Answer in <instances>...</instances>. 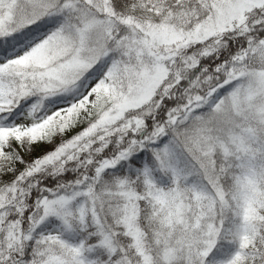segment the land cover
Here are the masks:
<instances>
[{
  "label": "snow or ice",
  "instance_id": "snow-or-ice-1",
  "mask_svg": "<svg viewBox=\"0 0 264 264\" xmlns=\"http://www.w3.org/2000/svg\"><path fill=\"white\" fill-rule=\"evenodd\" d=\"M0 264H264V0H0Z\"/></svg>",
  "mask_w": 264,
  "mask_h": 264
}]
</instances>
